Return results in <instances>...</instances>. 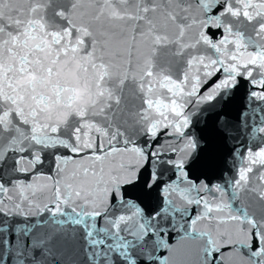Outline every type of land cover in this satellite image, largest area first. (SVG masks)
I'll return each mask as SVG.
<instances>
[{
    "label": "snow or ice",
    "instance_id": "6c2138e0",
    "mask_svg": "<svg viewBox=\"0 0 264 264\" xmlns=\"http://www.w3.org/2000/svg\"><path fill=\"white\" fill-rule=\"evenodd\" d=\"M0 264H264V0H0Z\"/></svg>",
    "mask_w": 264,
    "mask_h": 264
}]
</instances>
